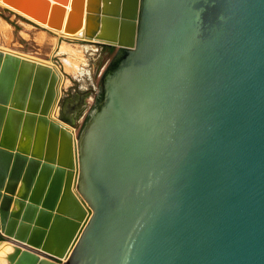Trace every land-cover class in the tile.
<instances>
[{"label":"water","instance_id":"1","mask_svg":"<svg viewBox=\"0 0 264 264\" xmlns=\"http://www.w3.org/2000/svg\"><path fill=\"white\" fill-rule=\"evenodd\" d=\"M0 2L112 48L78 129L63 74L0 48L8 264H264V0Z\"/></svg>","mask_w":264,"mask_h":264},{"label":"crops","instance_id":"2","mask_svg":"<svg viewBox=\"0 0 264 264\" xmlns=\"http://www.w3.org/2000/svg\"><path fill=\"white\" fill-rule=\"evenodd\" d=\"M10 11V14L12 15L11 21H13L15 24L20 25V23H23L22 20L25 19L22 15L17 14L16 12ZM22 19V20H20ZM6 21V20H5ZM27 27L22 29L20 31L21 35L20 37L22 39H26L23 35L24 33L27 35V39H30L34 42H44L47 43L48 47L51 46L53 48V51H47L45 53H36V52H27V54L33 55L38 59L44 60L43 62L50 63L57 67V69L63 74L64 78V88H65V96H68L70 98V101L66 102V108H70V117L72 118V122L77 127L79 123L81 122L84 113L86 112L87 108V100L89 97H91L94 93V90L96 88L95 83V70L93 68H89L88 65H82L84 70L82 72L77 73V75H73L72 73L65 71L63 68V64L60 60V58H55V53H58L59 55H63L62 52H59V42L57 41L55 44V47H53V44L51 43V40H49L48 36L46 35L49 31L48 30H41L37 25H35L32 22H29L27 20ZM40 31V32H39ZM51 33V32H50ZM48 39V40H47ZM37 40V41H36ZM80 41L81 45H85L83 53H87V56L95 57L94 60L97 63L100 59L102 50L104 46H99L93 43H90L88 41H84L81 39H78ZM89 45H94L95 50H91L88 48ZM0 48L12 50L8 47H5L3 45H0ZM15 50V49H13ZM25 54V53H24ZM84 58L86 59V56L84 55ZM63 67V68H62ZM63 84V82H62ZM82 114V116H80Z\"/></svg>","mask_w":264,"mask_h":264},{"label":"rangeland","instance_id":"3","mask_svg":"<svg viewBox=\"0 0 264 264\" xmlns=\"http://www.w3.org/2000/svg\"><path fill=\"white\" fill-rule=\"evenodd\" d=\"M0 18L6 20L8 23H9V27H7V29L5 31H3L2 33L0 32V45H3L5 47H8L10 49H15L13 51H17V52H21V53H27V52H36V53H45L47 51H50L52 52L53 51V48H51V46L48 47L47 43H44V42H34L30 39H27L29 37L23 35L26 39H22L20 37L21 33L20 31L24 28L27 29V20L25 19H20L22 20L23 23H20V25H17L15 24L13 21H11V18H12V15L10 14V11L5 8V7H1L0 6ZM29 28V26H28ZM9 29V31H8ZM9 33V34H8ZM7 35L9 37H7ZM48 36V38H50L49 40H51V42L53 41V43L59 41V44L62 42V41H65L67 42L69 45H72L74 46L75 48H82L83 51H84V48L86 47L85 45H81L80 44V41L78 40V38H56L54 36L53 33H50L48 32L46 34ZM6 38V39H5ZM9 38V40H8ZM8 40V41H7ZM53 47H55V44H53ZM88 48H90L92 51L95 50V49H92L90 47V45L88 46ZM79 55L81 56H86V62L85 64L89 66V68H93L95 70V65L97 64L94 60L95 57H92V56H87V53H83L82 51L79 52ZM63 55H59L58 53H55V58H60L61 60V57ZM83 64V66L85 65ZM82 65L81 67L84 68ZM84 70V69H83ZM83 70H81L80 72H82ZM79 73V72H78ZM74 75H77V74H74ZM97 89V85H96V88L94 90V93ZM94 93L91 97L88 98L87 100V108L92 104L93 102V97H94ZM81 122L79 123V125L77 126V129L78 127L80 126ZM76 129V131H77ZM3 240L2 238H0V241Z\"/></svg>","mask_w":264,"mask_h":264},{"label":"bare ground","instance_id":"4","mask_svg":"<svg viewBox=\"0 0 264 264\" xmlns=\"http://www.w3.org/2000/svg\"><path fill=\"white\" fill-rule=\"evenodd\" d=\"M0 6L7 8L6 5L3 4V3H1V2H0ZM11 11H13V10H11ZM13 12H16V11H13ZM16 13L22 15L25 18V20H28L29 22H32L35 25H37L39 28H41V30H44L45 29V30H48L49 32L53 33L56 38H60V37H62V38H75V37H72V36L64 35L63 32H62V30H53L51 28H48L47 26H45L43 24H40L39 22H36L35 20H32L29 17H26V15L23 14L22 12H16ZM9 26L10 25H9V23L7 21H5L4 19L0 18V32L1 33L3 31H5L7 29V27H9ZM8 31H9V29H8ZM5 32H7V31H5ZM24 35L27 36L25 33H24ZM7 37H9V36L7 35ZM8 40H9V38H8ZM54 44H56V42ZM58 48H59V52H62L63 53V56L61 57V62L63 64V66H64V68L63 67L62 68L65 71H68V72H70V73H72L74 75V74H77L78 72H80L81 70H83V68L81 67V65L85 64L86 59L84 58V56L79 55V52L83 51L82 48L81 49L78 48V47L75 48L74 46L69 45L65 41H62L59 44V47ZM1 49H3V48H1ZM3 50L11 51V52L17 53L19 55L32 58V59L37 60V61H41V62L44 61V60H41V59L36 58L33 55L27 54V53L24 54V53H21V52H17V51H13V50H8V49H3ZM48 64H50V63H48ZM63 85H64V81H63ZM19 141H20V144H23L24 146H28V144H29V138L27 136H21L20 139H19ZM12 250H13V245H12V243L10 241H5V240H1L0 241V264H8V262L6 260V256Z\"/></svg>","mask_w":264,"mask_h":264},{"label":"flooded vegetation","instance_id":"5","mask_svg":"<svg viewBox=\"0 0 264 264\" xmlns=\"http://www.w3.org/2000/svg\"><path fill=\"white\" fill-rule=\"evenodd\" d=\"M90 47L92 48V49H95V46L94 45H90ZM107 50H109V49H112L111 47H108V46H104ZM67 101H70V98H68V96H65V103L67 102Z\"/></svg>","mask_w":264,"mask_h":264}]
</instances>
